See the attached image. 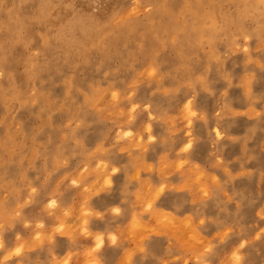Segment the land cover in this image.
Listing matches in <instances>:
<instances>
[{
    "label": "rangeland",
    "instance_id": "1",
    "mask_svg": "<svg viewBox=\"0 0 264 264\" xmlns=\"http://www.w3.org/2000/svg\"><path fill=\"white\" fill-rule=\"evenodd\" d=\"M120 216V264H264V0H0V264Z\"/></svg>",
    "mask_w": 264,
    "mask_h": 264
},
{
    "label": "crops",
    "instance_id": "2",
    "mask_svg": "<svg viewBox=\"0 0 264 264\" xmlns=\"http://www.w3.org/2000/svg\"><path fill=\"white\" fill-rule=\"evenodd\" d=\"M118 202V199L111 203L114 205ZM120 202V200H119ZM110 218V217H109ZM123 221L122 217H115L113 219H108L107 222L103 221H95L93 226L94 231L103 232L104 233V246L102 249L97 252V256L104 262V264H120L124 255L125 248L128 247L126 242L120 240L118 234H116L114 242H110L109 233H118V226ZM94 243V239L91 237L88 240V244L92 245ZM63 254L64 251H61Z\"/></svg>",
    "mask_w": 264,
    "mask_h": 264
},
{
    "label": "bare ground",
    "instance_id": "3",
    "mask_svg": "<svg viewBox=\"0 0 264 264\" xmlns=\"http://www.w3.org/2000/svg\"><path fill=\"white\" fill-rule=\"evenodd\" d=\"M156 12H159V8L156 10ZM86 27V26H85ZM50 55V54H49ZM50 56H52V55H50ZM56 79V78H55ZM58 87V86H57ZM218 135H219V132H218ZM220 137V136H219Z\"/></svg>",
    "mask_w": 264,
    "mask_h": 264
}]
</instances>
